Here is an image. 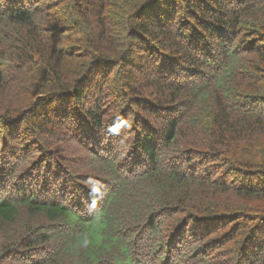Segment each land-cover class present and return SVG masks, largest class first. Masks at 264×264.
I'll use <instances>...</instances> for the list:
<instances>
[{
    "label": "trees",
    "instance_id": "trees-1",
    "mask_svg": "<svg viewBox=\"0 0 264 264\" xmlns=\"http://www.w3.org/2000/svg\"><path fill=\"white\" fill-rule=\"evenodd\" d=\"M0 264H264V0H0Z\"/></svg>",
    "mask_w": 264,
    "mask_h": 264
}]
</instances>
